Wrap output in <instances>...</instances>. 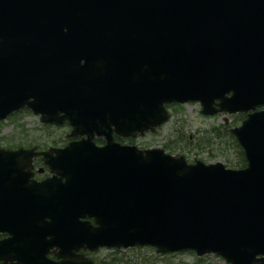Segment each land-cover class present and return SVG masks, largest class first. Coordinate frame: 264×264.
Returning <instances> with one entry per match:
<instances>
[{
    "label": "water",
    "instance_id": "obj_1",
    "mask_svg": "<svg viewBox=\"0 0 264 264\" xmlns=\"http://www.w3.org/2000/svg\"><path fill=\"white\" fill-rule=\"evenodd\" d=\"M245 3L256 13L264 0H0V120L28 106L85 136L58 154L71 181L69 210L51 222L58 239L74 233L94 248L153 245L264 264V110L250 113L264 104V33L253 35L232 11ZM188 101L207 115L248 113L232 129L247 167L114 140V131H155L169 119L166 104ZM29 201L39 216L30 220L26 202L27 228L47 208ZM77 213L99 226L80 225ZM58 256L92 264L69 245Z\"/></svg>",
    "mask_w": 264,
    "mask_h": 264
},
{
    "label": "flooded vegetation",
    "instance_id": "obj_2",
    "mask_svg": "<svg viewBox=\"0 0 264 264\" xmlns=\"http://www.w3.org/2000/svg\"><path fill=\"white\" fill-rule=\"evenodd\" d=\"M243 8L249 10L250 5L245 4ZM243 17L244 20L252 24L253 35L264 33L262 30L264 29V13L247 12ZM23 112L32 113L30 109L23 108L12 114H22ZM46 125L54 128L59 127L55 124H44V126ZM50 138L51 141L46 137L38 142L23 133L22 138L7 135L3 144L0 143V154L17 152L21 149L27 151L35 149L36 152L46 153L36 155L32 164L26 163L28 157L25 154L17 155L13 159L6 156L0 158L2 161L0 163V264H25L26 256L32 257L30 264H54V262L65 259V257L58 256L64 245L71 246L73 252L82 256V261L85 257L89 258L92 253L87 244L88 238L85 242L83 237L80 238L78 234L71 233L67 237L66 235L60 236L58 239L54 224L51 223L55 215H66L68 209V204L65 202L68 200L65 199L66 189L71 186L68 173L64 167L59 166L52 148H62L79 137L70 138L68 133H65L61 138H55L53 135ZM115 139L122 140L117 136ZM99 144H105V139L102 138ZM10 160L13 163H10ZM29 200L45 203L47 208L42 212L43 222L41 220L33 221L27 228L20 223L22 212H25L24 204L26 202L32 204L33 207L32 213L25 212L30 220L39 216L34 202ZM74 217L77 223L86 222L88 224L90 221L88 214L77 213L74 214ZM81 234L83 235V233ZM42 252H45L47 260L42 259Z\"/></svg>",
    "mask_w": 264,
    "mask_h": 264
},
{
    "label": "rangeland",
    "instance_id": "obj_3",
    "mask_svg": "<svg viewBox=\"0 0 264 264\" xmlns=\"http://www.w3.org/2000/svg\"><path fill=\"white\" fill-rule=\"evenodd\" d=\"M170 111L171 118L162 127L155 132H148L137 137L132 143L141 147H163L169 153L185 155L189 162L197 159L208 163L221 161L228 167H233L241 161L240 148L237 144L235 145L234 139H227L224 136L221 140L210 141V132L215 127L221 128L226 125L228 119L230 125H235L233 115L225 113L206 116L201 113V105L198 102L184 105L174 104L170 107ZM0 128L2 130L1 144L7 135L22 138L24 133L40 142L46 137L51 141V135L61 138L71 130L66 125L57 128L44 126L39 116L30 112L12 114L7 120L0 122ZM222 128L226 129L225 126ZM166 144L167 147H165ZM93 255L99 260L104 259L106 264L111 262H121V264H229L222 256L216 254L201 257L193 251L160 254L152 247L122 249L118 253L113 248H109L94 252Z\"/></svg>",
    "mask_w": 264,
    "mask_h": 264
},
{
    "label": "trees",
    "instance_id": "obj_4",
    "mask_svg": "<svg viewBox=\"0 0 264 264\" xmlns=\"http://www.w3.org/2000/svg\"><path fill=\"white\" fill-rule=\"evenodd\" d=\"M235 120V123L237 122V120H236V118L234 119ZM225 125H223L222 127H224ZM216 128L215 127V129H213L211 132H210V134H211V137H210V141H212L213 139H219V140H221L224 136H226V138L228 139V138H232V139H234V142H235V145L237 144V146L239 147V148H241L239 145H238V143L236 142V140H235V137L233 136V134L231 133V131H230V126L228 125H226L225 126V128L226 129H223V128ZM240 151V154H241V161H239L238 163H236L237 164V166H243V165H245L244 163H246V161H245V158L243 157L244 155H243V151H242V149H240L239 150ZM107 264H121V262H119V263H114V262H111V263H107Z\"/></svg>",
    "mask_w": 264,
    "mask_h": 264
}]
</instances>
